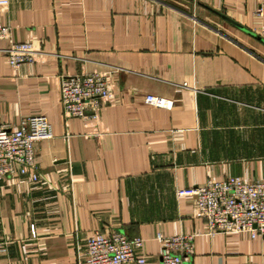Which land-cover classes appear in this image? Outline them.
Listing matches in <instances>:
<instances>
[{"label":"crops","instance_id":"0c3cea01","mask_svg":"<svg viewBox=\"0 0 264 264\" xmlns=\"http://www.w3.org/2000/svg\"><path fill=\"white\" fill-rule=\"evenodd\" d=\"M0 23L1 48L41 51L17 67L0 51V121L45 115L54 134L36 143L38 181H0V264H87L98 230L143 237L147 264L158 233H197L194 264H264L263 235L210 234L177 193L264 176V0H6ZM95 71L111 99L67 116L62 75Z\"/></svg>","mask_w":264,"mask_h":264},{"label":"built area","instance_id":"2783aa9c","mask_svg":"<svg viewBox=\"0 0 264 264\" xmlns=\"http://www.w3.org/2000/svg\"><path fill=\"white\" fill-rule=\"evenodd\" d=\"M6 0H0V4ZM262 14V8L258 10ZM264 33V31H263ZM11 30L0 23V40L10 39ZM11 66L33 62L41 51L33 42H12L0 47ZM112 97L109 77L105 71L65 74L61 77V98L67 116H95ZM154 105L172 107L173 102L158 95H147ZM45 115L25 117L19 125L0 121V181L26 176L39 180L36 143L53 137ZM180 196L194 200L195 216L206 221L210 234L246 232L251 237L264 236V176L246 178L238 175L222 179L209 178L205 183L179 188ZM32 235L36 230L32 228ZM197 233L157 234L161 245V264H194V238ZM145 239L130 237L113 230L95 231L87 237L84 260L87 264H147L142 253ZM238 264H258L242 261Z\"/></svg>","mask_w":264,"mask_h":264},{"label":"water","instance_id":"95a60500","mask_svg":"<svg viewBox=\"0 0 264 264\" xmlns=\"http://www.w3.org/2000/svg\"><path fill=\"white\" fill-rule=\"evenodd\" d=\"M242 27V26H241ZM246 30V29H245ZM249 32H251V31H249ZM252 33V32H251ZM255 37L257 36L255 33H252Z\"/></svg>","mask_w":264,"mask_h":264}]
</instances>
